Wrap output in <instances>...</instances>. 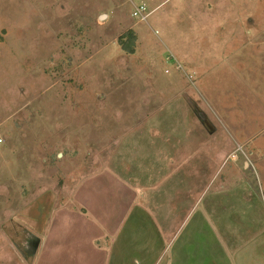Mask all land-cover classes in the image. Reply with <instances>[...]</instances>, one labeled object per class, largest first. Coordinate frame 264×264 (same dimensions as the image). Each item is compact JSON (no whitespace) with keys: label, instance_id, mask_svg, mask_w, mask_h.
<instances>
[{"label":"rangeland","instance_id":"1","mask_svg":"<svg viewBox=\"0 0 264 264\" xmlns=\"http://www.w3.org/2000/svg\"><path fill=\"white\" fill-rule=\"evenodd\" d=\"M106 171L138 195L110 264H262L264 0H0V264Z\"/></svg>","mask_w":264,"mask_h":264},{"label":"crops","instance_id":"2","mask_svg":"<svg viewBox=\"0 0 264 264\" xmlns=\"http://www.w3.org/2000/svg\"><path fill=\"white\" fill-rule=\"evenodd\" d=\"M137 198L136 189L112 171L90 177L75 194L76 202L84 207L86 213L68 210L56 213L33 263L110 264V255L104 246L106 237L126 221L137 204ZM114 215L119 217L114 219ZM234 253L233 256L229 253L231 264H246L238 251ZM147 257H144L146 261L135 260V264L152 259ZM261 257V263L264 264V257ZM194 258L181 262L174 253L164 260L160 257L155 264H201L198 258ZM250 259L254 261L253 257Z\"/></svg>","mask_w":264,"mask_h":264},{"label":"trees","instance_id":"3","mask_svg":"<svg viewBox=\"0 0 264 264\" xmlns=\"http://www.w3.org/2000/svg\"><path fill=\"white\" fill-rule=\"evenodd\" d=\"M123 50H125L128 54H134L135 52V44H134V38L130 39V42L128 44H124L122 47Z\"/></svg>","mask_w":264,"mask_h":264},{"label":"built area","instance_id":"4","mask_svg":"<svg viewBox=\"0 0 264 264\" xmlns=\"http://www.w3.org/2000/svg\"><path fill=\"white\" fill-rule=\"evenodd\" d=\"M141 14H142V12L141 11H138V12H136L134 14V17H141ZM143 19H145V18L143 17Z\"/></svg>","mask_w":264,"mask_h":264},{"label":"water","instance_id":"5","mask_svg":"<svg viewBox=\"0 0 264 264\" xmlns=\"http://www.w3.org/2000/svg\"><path fill=\"white\" fill-rule=\"evenodd\" d=\"M102 18H104V16H102Z\"/></svg>","mask_w":264,"mask_h":264}]
</instances>
